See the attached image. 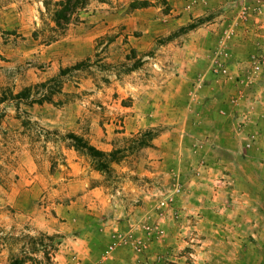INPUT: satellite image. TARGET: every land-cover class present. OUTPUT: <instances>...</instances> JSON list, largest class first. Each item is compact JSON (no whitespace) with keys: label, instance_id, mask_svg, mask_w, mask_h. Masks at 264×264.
I'll return each instance as SVG.
<instances>
[{"label":"rangeland","instance_id":"obj_1","mask_svg":"<svg viewBox=\"0 0 264 264\" xmlns=\"http://www.w3.org/2000/svg\"><path fill=\"white\" fill-rule=\"evenodd\" d=\"M59 1L0 0V264H179L193 166L154 140L191 119L207 27L264 0H91L64 30Z\"/></svg>","mask_w":264,"mask_h":264},{"label":"crops","instance_id":"obj_2","mask_svg":"<svg viewBox=\"0 0 264 264\" xmlns=\"http://www.w3.org/2000/svg\"><path fill=\"white\" fill-rule=\"evenodd\" d=\"M239 7L207 27L208 58L194 55L191 119L174 123L177 138L154 140L193 166L178 202L193 250L177 255L179 264H264V71L252 74L248 62L264 52V4ZM218 55L226 76L210 71Z\"/></svg>","mask_w":264,"mask_h":264},{"label":"trees","instance_id":"obj_3","mask_svg":"<svg viewBox=\"0 0 264 264\" xmlns=\"http://www.w3.org/2000/svg\"><path fill=\"white\" fill-rule=\"evenodd\" d=\"M89 1L91 0H62L59 2H55L54 4L51 3H45V7L46 9H49V6H53V16H54V21L56 23V26L59 29L64 30V25H68L69 21L71 19V16L74 15L76 13V11L78 10H84L86 8V6L88 5ZM99 1V0H96ZM76 69V68H74ZM59 79L58 78L55 81L56 87L59 88ZM72 140H74L75 145L74 147L77 149H83L85 151H87V153L91 154V156L94 157V155H98V152L86 145L85 143H83L81 140L77 139V138H72ZM47 239L49 240H53V237H50ZM52 251H54V247L50 248ZM9 264H25V262H19L15 259H11Z\"/></svg>","mask_w":264,"mask_h":264},{"label":"built area","instance_id":"obj_4","mask_svg":"<svg viewBox=\"0 0 264 264\" xmlns=\"http://www.w3.org/2000/svg\"><path fill=\"white\" fill-rule=\"evenodd\" d=\"M242 1V0H238ZM220 57V56H219ZM215 60L211 65V71L214 75L226 76L229 72L228 66L224 62V60ZM250 69L252 74H260L264 71V52L254 54L250 57ZM148 235H152L153 233L160 236L163 234V230L158 227L148 228Z\"/></svg>","mask_w":264,"mask_h":264}]
</instances>
